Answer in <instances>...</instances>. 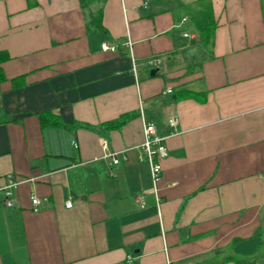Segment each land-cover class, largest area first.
Here are the masks:
<instances>
[{
  "label": "crops",
  "instance_id": "obj_1",
  "mask_svg": "<svg viewBox=\"0 0 264 264\" xmlns=\"http://www.w3.org/2000/svg\"><path fill=\"white\" fill-rule=\"evenodd\" d=\"M196 1L0 0V264H264V0H210L211 48ZM147 122L167 137L159 200Z\"/></svg>",
  "mask_w": 264,
  "mask_h": 264
},
{
  "label": "built area",
  "instance_id": "obj_2",
  "mask_svg": "<svg viewBox=\"0 0 264 264\" xmlns=\"http://www.w3.org/2000/svg\"><path fill=\"white\" fill-rule=\"evenodd\" d=\"M187 20V18L183 19V21ZM188 36L187 33L184 34ZM126 45L131 48L132 44L127 42ZM103 50L105 51H113L117 50L114 46H109L107 43L102 45ZM160 63L159 57H153L147 61V65L154 68L158 66ZM171 90H168L170 92ZM179 124V120L177 117H172L169 119V126L172 128L171 133H177V126ZM144 141L140 145L142 150L141 159L145 160L150 168L151 182L152 188L151 192L156 195L157 200H159V183L162 180V165L161 160L167 156V146H166V138L164 136H160L157 132V127L152 122H147L144 125ZM75 146H77L75 144ZM102 147L105 150V157L109 159V161L113 164L119 163L118 154L109 152L108 147L105 141L102 142ZM34 180L26 179V181ZM22 181L16 179L14 176L9 175L7 179L6 185L3 187L4 193V204L6 207H13L18 200L19 195V187ZM144 193L137 197L138 202L143 207L144 205ZM31 203L34 207H37L41 204V199L37 195L31 196ZM72 200L67 201V207H71Z\"/></svg>",
  "mask_w": 264,
  "mask_h": 264
},
{
  "label": "trees",
  "instance_id": "obj_3",
  "mask_svg": "<svg viewBox=\"0 0 264 264\" xmlns=\"http://www.w3.org/2000/svg\"><path fill=\"white\" fill-rule=\"evenodd\" d=\"M89 0H84L87 2ZM187 12L197 31L200 33L202 38V45L205 48H211L214 42V34L217 26V21L213 14L212 5L210 0H198L193 4L187 5ZM95 28L96 30L102 29V9H99L92 16L89 24V29ZM8 55L6 52H0V81L5 79L1 63L7 60ZM176 96V95H175ZM178 97V96H177ZM136 114H124L114 121L106 123L108 129L121 128L127 121L133 118ZM41 123L43 125H60L61 121L57 117L53 116L50 112L40 114ZM259 248L257 257L258 259L264 258V239L259 241ZM250 262V261H249Z\"/></svg>",
  "mask_w": 264,
  "mask_h": 264
},
{
  "label": "water",
  "instance_id": "obj_4",
  "mask_svg": "<svg viewBox=\"0 0 264 264\" xmlns=\"http://www.w3.org/2000/svg\"><path fill=\"white\" fill-rule=\"evenodd\" d=\"M157 71H158V69H153V70H151L150 74L154 75Z\"/></svg>",
  "mask_w": 264,
  "mask_h": 264
},
{
  "label": "bare ground",
  "instance_id": "obj_5",
  "mask_svg": "<svg viewBox=\"0 0 264 264\" xmlns=\"http://www.w3.org/2000/svg\"><path fill=\"white\" fill-rule=\"evenodd\" d=\"M172 92H173V90H172Z\"/></svg>",
  "mask_w": 264,
  "mask_h": 264
}]
</instances>
